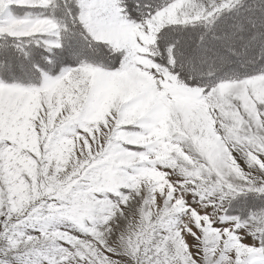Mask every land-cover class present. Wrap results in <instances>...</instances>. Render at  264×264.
<instances>
[{
  "label": "snow or ice",
  "instance_id": "snow-or-ice-1",
  "mask_svg": "<svg viewBox=\"0 0 264 264\" xmlns=\"http://www.w3.org/2000/svg\"><path fill=\"white\" fill-rule=\"evenodd\" d=\"M0 264H264V0H0Z\"/></svg>",
  "mask_w": 264,
  "mask_h": 264
}]
</instances>
